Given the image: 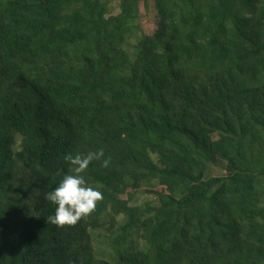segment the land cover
Wrapping results in <instances>:
<instances>
[{"label": "trees", "instance_id": "trees-1", "mask_svg": "<svg viewBox=\"0 0 264 264\" xmlns=\"http://www.w3.org/2000/svg\"><path fill=\"white\" fill-rule=\"evenodd\" d=\"M110 4L0 0V264H264V0Z\"/></svg>", "mask_w": 264, "mask_h": 264}, {"label": "clouds", "instance_id": "clouds-1", "mask_svg": "<svg viewBox=\"0 0 264 264\" xmlns=\"http://www.w3.org/2000/svg\"><path fill=\"white\" fill-rule=\"evenodd\" d=\"M104 156L103 150L89 152L85 156L79 154L65 155L73 174L65 175L51 192L46 193L45 199L55 205V213L48 217V221L54 225H74L82 217L90 214L96 206V202L102 199V193L93 187L87 186L83 173L93 160H99ZM109 159L102 161V166L109 165Z\"/></svg>", "mask_w": 264, "mask_h": 264}, {"label": "rangeland", "instance_id": "rangeland-1", "mask_svg": "<svg viewBox=\"0 0 264 264\" xmlns=\"http://www.w3.org/2000/svg\"><path fill=\"white\" fill-rule=\"evenodd\" d=\"M110 2H111L110 4L111 13L117 14L119 12L120 0H110ZM140 10L142 15V23H141L142 32L151 35L155 26V12H156L155 9L153 8L152 1H148L145 6L143 3H141ZM213 139H216V137L214 136ZM141 199H144V197H142Z\"/></svg>", "mask_w": 264, "mask_h": 264}]
</instances>
